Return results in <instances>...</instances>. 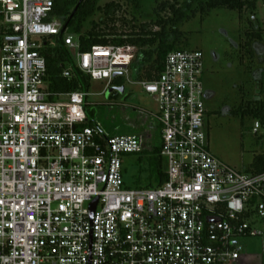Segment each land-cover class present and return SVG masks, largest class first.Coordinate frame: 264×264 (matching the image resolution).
I'll list each match as a JSON object with an SVG mask.
<instances>
[{
    "label": "built area",
    "instance_id": "2783aa9c",
    "mask_svg": "<svg viewBox=\"0 0 264 264\" xmlns=\"http://www.w3.org/2000/svg\"><path fill=\"white\" fill-rule=\"evenodd\" d=\"M0 20V264H233L241 238L263 236L251 217L264 219V171L208 148L202 51H171L158 77L138 80L156 103L165 179L128 187L122 157L142 152L143 137L86 125L90 93L51 91L43 50L62 32L75 68L108 87L137 49L79 51L54 0H0ZM251 131L264 136V121Z\"/></svg>",
    "mask_w": 264,
    "mask_h": 264
},
{
    "label": "rangeland",
    "instance_id": "374dc122",
    "mask_svg": "<svg viewBox=\"0 0 264 264\" xmlns=\"http://www.w3.org/2000/svg\"><path fill=\"white\" fill-rule=\"evenodd\" d=\"M109 1L112 0H95V4L103 6ZM113 1L122 7L115 16L114 25L118 31H129L132 25L137 30L144 23L157 29L152 25L156 20L155 9L164 0H140L138 7L128 0ZM167 1L181 4L184 0ZM159 16L167 17L170 13L159 11ZM102 19V14L95 11L83 23L80 33L90 29L91 21L99 23ZM104 26L100 24L101 28ZM178 30L179 48L203 53L201 80L207 95L204 123L209 151L236 170L248 173L255 156L264 154V136L252 133L255 118L243 110L246 104L253 106L257 95L264 101V94L257 93L260 72L264 70V0H256L254 11L239 13L217 8L206 15L197 12L179 24ZM256 31H260L261 39L251 41L250 54L246 52L245 43L249 33ZM65 34L76 37L75 25H70ZM2 38L0 33V42ZM55 44L51 41L52 46ZM137 82L130 68L127 75L116 76L108 87L106 80L88 79V85L83 88L90 93L86 97L87 119H92L107 135H140L152 127L149 145L160 149V124L150 115L156 111V103ZM151 160L165 167V159L149 149L122 157L126 186L134 187L139 175L143 184L151 181L153 186L156 185ZM251 221L264 233V219L253 215ZM240 242L244 246L243 252L248 254L246 264H264V234L243 237Z\"/></svg>",
    "mask_w": 264,
    "mask_h": 264
},
{
    "label": "trees",
    "instance_id": "16d2710c",
    "mask_svg": "<svg viewBox=\"0 0 264 264\" xmlns=\"http://www.w3.org/2000/svg\"><path fill=\"white\" fill-rule=\"evenodd\" d=\"M128 1L136 7L139 6L140 0ZM217 8H227L239 13L244 10L254 11L256 9V0H184L181 4H178L177 1L171 3L164 0L155 9L156 20L153 21L152 25L157 27L156 30L151 25L144 23L137 30L136 26L132 25L129 31H118L114 25L116 14L122 9L118 2L112 0L103 6H98L95 4V0H54V15L62 20L63 27L67 29L70 25H75L77 35L74 38L78 41L79 51L88 50L93 45L134 46L137 51L130 65V71L136 75L138 80L155 79L163 70L166 55L174 50H183L177 46L180 39L179 24L195 16L197 12L206 15ZM166 10H168L170 16L160 17L159 11ZM95 11L100 12L103 19L99 23L91 21L90 29L80 33L83 23ZM100 24H105V26L101 28ZM254 39H261L260 31L249 33L248 40L245 43L247 53L251 52L249 48L251 41ZM51 41L56 44L52 46ZM44 42L47 45L43 50V55L47 64L46 80L48 88L56 92L83 90L88 85L89 77L75 68L73 55L64 45L63 33L61 32L60 35L55 37L46 38ZM68 67L72 69V76L71 78H64L61 75L62 70ZM259 78L260 84L257 93L264 94V70L260 72ZM253 103V106L246 104L243 109L244 112H249L255 119L264 121V101L257 95L253 99ZM85 124L99 128L92 119H86ZM149 142L150 140L146 141L142 151L146 149L152 150L159 157L160 149L151 148ZM150 168L156 181L155 186L161 185L165 179V167L160 162L151 160ZM263 171L264 154H260L255 156L247 174H257ZM148 178H151V175ZM155 186L152 185L151 181L143 184L140 175L136 178L134 185L135 188Z\"/></svg>",
    "mask_w": 264,
    "mask_h": 264
},
{
    "label": "crops",
    "instance_id": "0c3cea01",
    "mask_svg": "<svg viewBox=\"0 0 264 264\" xmlns=\"http://www.w3.org/2000/svg\"><path fill=\"white\" fill-rule=\"evenodd\" d=\"M151 130H152V127H149L147 130L143 131L142 134H140L143 137L144 144L146 143V141L151 139V136H152ZM247 257H248V254L246 252H242L240 258L233 264H246Z\"/></svg>",
    "mask_w": 264,
    "mask_h": 264
},
{
    "label": "water",
    "instance_id": "95a60500",
    "mask_svg": "<svg viewBox=\"0 0 264 264\" xmlns=\"http://www.w3.org/2000/svg\"><path fill=\"white\" fill-rule=\"evenodd\" d=\"M117 75H118L117 73H114V74H113L114 77L117 76ZM95 203H96V200H94V202L92 203V209L94 208Z\"/></svg>",
    "mask_w": 264,
    "mask_h": 264
}]
</instances>
